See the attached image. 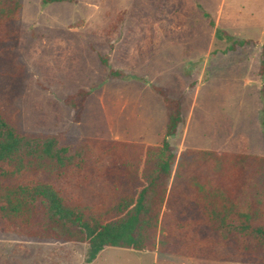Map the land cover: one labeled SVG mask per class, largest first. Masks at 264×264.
Returning a JSON list of instances; mask_svg holds the SVG:
<instances>
[{
    "label": "rangeland",
    "instance_id": "obj_1",
    "mask_svg": "<svg viewBox=\"0 0 264 264\" xmlns=\"http://www.w3.org/2000/svg\"><path fill=\"white\" fill-rule=\"evenodd\" d=\"M20 1L24 131L159 143L168 111L155 85L181 100L178 156L264 155V0ZM217 29L255 42L232 47ZM80 89L90 94L74 122L64 99ZM152 254L105 247L87 263L86 244L0 233V264H241Z\"/></svg>",
    "mask_w": 264,
    "mask_h": 264
},
{
    "label": "trees",
    "instance_id": "obj_2",
    "mask_svg": "<svg viewBox=\"0 0 264 264\" xmlns=\"http://www.w3.org/2000/svg\"><path fill=\"white\" fill-rule=\"evenodd\" d=\"M62 1L74 0H43ZM21 7L0 0V233L86 244L87 263L112 247L264 264V155L182 148L178 156L171 140L184 122L182 105L166 88L152 86L168 111L159 143L22 129ZM217 33L232 47L255 42ZM259 72L264 80V47ZM89 94L64 99L74 122ZM262 116L264 123V108Z\"/></svg>",
    "mask_w": 264,
    "mask_h": 264
},
{
    "label": "crops",
    "instance_id": "obj_3",
    "mask_svg": "<svg viewBox=\"0 0 264 264\" xmlns=\"http://www.w3.org/2000/svg\"><path fill=\"white\" fill-rule=\"evenodd\" d=\"M122 249V248H121ZM137 252V251H136ZM140 253H153L152 254V258H153V255H155V257H154V261L155 262H157V260H158V254H160V253H157V252H140ZM166 255V254H165ZM176 256V255H175ZM179 257H182V256H179ZM144 258V257H143ZM182 258H184V259H187V260H189V259H192V258H186V257H182ZM162 261H165V260H162ZM190 261V260H189ZM159 262H161V260H159ZM175 262V261H174ZM173 261H169L167 264H172V263H174ZM176 262H178V261H176ZM162 263V262H161ZM191 263V262H190ZM162 264H165V263H162Z\"/></svg>",
    "mask_w": 264,
    "mask_h": 264
}]
</instances>
